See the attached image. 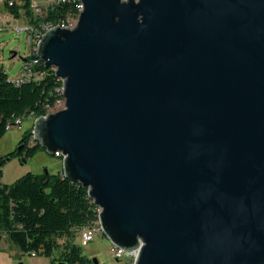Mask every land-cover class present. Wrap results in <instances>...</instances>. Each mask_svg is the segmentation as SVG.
Returning <instances> with one entry per match:
<instances>
[{"label": "water", "instance_id": "obj_1", "mask_svg": "<svg viewBox=\"0 0 264 264\" xmlns=\"http://www.w3.org/2000/svg\"><path fill=\"white\" fill-rule=\"evenodd\" d=\"M78 1L33 140L133 264H264V0Z\"/></svg>", "mask_w": 264, "mask_h": 264}, {"label": "trees", "instance_id": "obj_2", "mask_svg": "<svg viewBox=\"0 0 264 264\" xmlns=\"http://www.w3.org/2000/svg\"><path fill=\"white\" fill-rule=\"evenodd\" d=\"M8 2L3 0L8 14L14 18L24 17L27 23L55 21L76 12L72 0L47 7L41 14L34 12L32 0H18L12 5ZM38 64L43 76L17 86L0 71V139L7 132L5 127L9 119L31 112L36 117L44 116L54 108L57 100L63 99L55 92L61 82L53 69ZM19 146L20 150L16 148L0 158V239L6 236L21 252L50 258L52 263L93 264L76 243L82 229L97 220L96 207L87 190L62 176V170L28 173L12 184L2 183V168L7 158L22 162L44 151L33 140L32 123L22 134Z\"/></svg>", "mask_w": 264, "mask_h": 264}, {"label": "rangeland", "instance_id": "obj_3", "mask_svg": "<svg viewBox=\"0 0 264 264\" xmlns=\"http://www.w3.org/2000/svg\"><path fill=\"white\" fill-rule=\"evenodd\" d=\"M36 4L41 9V14L46 9L44 0H32V4ZM8 12L4 8L3 0H0V71L5 72L9 77H15L22 67V58L29 55V46L27 45L25 33H17L13 30L16 26L25 25L27 20L24 17L14 18L6 16ZM9 22L7 25L6 23ZM13 53L16 56L12 57ZM64 108V99L60 103H56L54 108L48 113H53ZM31 121L25 120L20 128L13 127L7 130L5 135L0 139V158L17 148V144L22 134L30 127ZM61 159L51 156L45 151H38L32 158L26 162H20L17 159L7 160L2 168V183L12 184L20 177L32 173L40 174L47 170L50 173H56L61 170ZM76 243L80 244V238H76ZM111 243L103 235L97 234L94 239L86 246H82L84 255L90 259L95 258L96 264H133L131 256L120 258L118 260L110 253ZM93 262V261H92ZM0 264H61L52 263L50 258L44 256H31L21 252L6 236L0 239Z\"/></svg>", "mask_w": 264, "mask_h": 264}, {"label": "built area", "instance_id": "obj_4", "mask_svg": "<svg viewBox=\"0 0 264 264\" xmlns=\"http://www.w3.org/2000/svg\"><path fill=\"white\" fill-rule=\"evenodd\" d=\"M44 1L46 4V8L47 7L52 8L53 6L57 4L66 2V0H44ZM72 1L74 2L75 11H76L73 15H69L63 19H56L55 21H40L37 23H26L25 25L16 26L13 28V30L17 33H25L27 45L29 46V55L27 56L26 60L23 61L21 69L19 70V72L17 73L15 77H10L9 79L14 86H17V81H25V83H27L32 80L40 79L43 76V72L38 71V67H37L39 65L38 63H42L36 55L37 44L41 40V34H45L46 31L51 28H56L55 27L56 25L61 28H65V27L70 28L73 22H77L78 17H79V11L83 9V4L82 2L78 0H72ZM16 2H18V0H9L8 4L12 5L13 3H16ZM31 6L35 13L40 12L41 9L39 8L38 5L33 3L31 4ZM3 28H6V27H0V31H2ZM60 82H61V85L55 89V92L56 94H59L62 96L63 82L61 80ZM62 100H57L56 103H60ZM36 118L37 117L31 112L27 116H19L13 119H9L6 122L5 129L10 130L13 127L20 128L22 123L25 120H28V121H31L32 123V132H33V123L36 120ZM62 176H64L63 173H62ZM100 211L101 209L96 208L97 220H95L88 226L84 227L82 231L80 232L79 238H80V243L82 246H86L89 242H91L94 239V237L97 234L102 233L100 224L98 221V213ZM109 251L115 257L116 260L131 256L133 262L138 253V249L126 252L116 246H113L112 244L110 246ZM31 256H35V254L32 253Z\"/></svg>", "mask_w": 264, "mask_h": 264}, {"label": "bare ground", "instance_id": "obj_5", "mask_svg": "<svg viewBox=\"0 0 264 264\" xmlns=\"http://www.w3.org/2000/svg\"><path fill=\"white\" fill-rule=\"evenodd\" d=\"M76 23L77 22H73V24H72V26L70 27V28H73L75 25H76ZM48 31V30H47ZM46 31V32H47ZM42 35H44V34H41V39H42ZM41 61V60H40ZM22 82H24V81H17V85H19V84H21ZM45 116V115H44ZM54 156H56V157H59L61 160H62V157H61V155H60V153L57 151V152H55V155ZM114 246V245H113Z\"/></svg>", "mask_w": 264, "mask_h": 264}, {"label": "crops", "instance_id": "obj_6", "mask_svg": "<svg viewBox=\"0 0 264 264\" xmlns=\"http://www.w3.org/2000/svg\"><path fill=\"white\" fill-rule=\"evenodd\" d=\"M6 16H10L9 14H7ZM6 24H9V22H7Z\"/></svg>", "mask_w": 264, "mask_h": 264}]
</instances>
